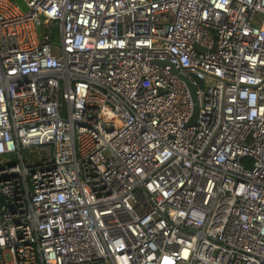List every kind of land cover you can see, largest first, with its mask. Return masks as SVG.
Instances as JSON below:
<instances>
[{"label":"built area","instance_id":"built-area-1","mask_svg":"<svg viewBox=\"0 0 264 264\" xmlns=\"http://www.w3.org/2000/svg\"><path fill=\"white\" fill-rule=\"evenodd\" d=\"M24 2L0 0V264H264V0Z\"/></svg>","mask_w":264,"mask_h":264},{"label":"rangeland","instance_id":"rangeland-1","mask_svg":"<svg viewBox=\"0 0 264 264\" xmlns=\"http://www.w3.org/2000/svg\"><path fill=\"white\" fill-rule=\"evenodd\" d=\"M58 41L59 39L56 37V42ZM23 157H24L25 162L28 165L39 163L43 159L42 153H40L37 149H30V150L24 151ZM6 259L9 261L10 256L6 255Z\"/></svg>","mask_w":264,"mask_h":264},{"label":"water","instance_id":"water-1","mask_svg":"<svg viewBox=\"0 0 264 264\" xmlns=\"http://www.w3.org/2000/svg\"><path fill=\"white\" fill-rule=\"evenodd\" d=\"M23 11H25V12H27L28 11V8H27V6H26V4H25V2H24V0H13ZM40 31H41V29H40ZM200 87L201 88H203V83L202 82H200ZM193 98H194V101L196 102L197 101V99H196V96H195V94H194V92H193Z\"/></svg>","mask_w":264,"mask_h":264}]
</instances>
